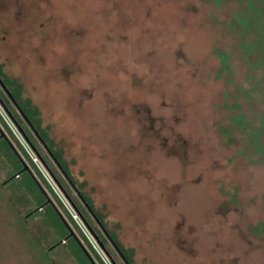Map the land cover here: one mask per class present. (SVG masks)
Instances as JSON below:
<instances>
[{
    "label": "rangeland",
    "instance_id": "obj_1",
    "mask_svg": "<svg viewBox=\"0 0 264 264\" xmlns=\"http://www.w3.org/2000/svg\"><path fill=\"white\" fill-rule=\"evenodd\" d=\"M236 1L0 0L2 79L104 225L0 104V264H264V164L219 132L251 85Z\"/></svg>",
    "mask_w": 264,
    "mask_h": 264
},
{
    "label": "trees",
    "instance_id": "obj_2",
    "mask_svg": "<svg viewBox=\"0 0 264 264\" xmlns=\"http://www.w3.org/2000/svg\"><path fill=\"white\" fill-rule=\"evenodd\" d=\"M218 1L219 0H216V3H218ZM236 3L239 8L233 11L230 20H228L226 24L228 26V30L233 31L237 38V48L241 51L239 57L241 61H243L246 65V72L244 78L246 79V81L250 79L251 81H249L251 85L247 87L246 90L241 89V85H237V90L232 95V103L227 104L226 102H224V107L226 109H236L237 113H233L231 116H229L228 126L226 127V129L220 130L219 132L222 133L224 136L231 138L229 137L230 131L232 129L237 130L240 134V140L243 143V147H241L240 154L246 156V154L248 153V156L246 157L249 158L251 156H256V159H258L256 161L264 164V111L254 112L253 116L251 113L247 115L242 111V106L244 105V103H247L249 100H255L252 97L255 93H259V98H256V100L261 101L264 105V89H262V87H264V0H237ZM215 53L219 59L218 72H230V70L233 71L231 63L228 60L229 52L216 51ZM256 71H259V76H255ZM1 74L2 73L0 72V79L2 80L4 86L12 94L14 101L22 109L24 114L29 118L30 122L33 125V128L37 130L28 112L22 107V105H20L19 101L16 99L14 91H12L5 84ZM226 81L227 83H232V80L230 78H227ZM229 96H231L229 93H225L224 98H227ZM239 96L244 99L246 98L243 103L239 102ZM10 102H12V100L9 98V96H7V94L4 98L0 97V104L5 108L6 111L9 110L12 113V110L10 109ZM249 117H251V119H249ZM20 120L25 123V120L21 116ZM13 122L15 123V121ZM15 125L17 124L15 123ZM39 136L42 138V140H40L41 143L46 147V141L44 137L40 134ZM23 137L29 144V146L32 149L36 150L32 138L26 133H24ZM229 142H231V139H229ZM46 151L49 153L50 157L58 167L59 171L63 174L64 178L68 181L80 202L77 204V202L69 196L72 204L78 210H80L79 205H81L85 209V211L88 212L90 216H92L97 227L101 230L104 229V225L102 224L100 218L94 212L91 204L88 202L85 196L81 193V191H79L75 183L72 181L70 175L56 156V153H54L48 146L46 147ZM53 175L58 185H60V187L65 193L66 190L62 186L60 180L54 173ZM81 217L84 220V214ZM262 228L264 229V222L261 224V226H259V229ZM103 232V236H105V238L109 240L113 247L117 249L118 246L116 242L111 239L109 233L107 231ZM120 256L126 263V257L121 254Z\"/></svg>",
    "mask_w": 264,
    "mask_h": 264
},
{
    "label": "water",
    "instance_id": "obj_3",
    "mask_svg": "<svg viewBox=\"0 0 264 264\" xmlns=\"http://www.w3.org/2000/svg\"><path fill=\"white\" fill-rule=\"evenodd\" d=\"M0 86L2 87V89L4 90V92L7 94V96H9V98L12 100V102L15 104L17 110L19 111V113L22 115L23 119L27 122V124L29 125V127L33 130L34 134L38 137L39 140H42V138L39 136L38 132L33 128L32 123L30 122L29 118L24 114V112L22 111V109L17 105V103L14 101L12 94L7 90V88L4 86L2 80L0 79ZM4 108V107H3ZM18 126V125H17ZM19 128V126L17 127ZM20 129V128H19ZM21 134L24 135L23 131H21ZM41 162L43 163L42 159ZM45 166V165H44ZM45 168L47 169V167L45 166ZM48 170V169H47ZM49 172V171H48ZM50 173V172H49ZM55 181V180H54ZM56 182V181H55ZM60 187V185H58ZM60 189L62 190V192L64 193L63 189L60 187ZM65 194V193H64ZM66 196V195H65ZM66 198H68L66 196ZM69 203L72 205V208L77 212L76 207L72 204V202L70 201V199H68ZM93 234V233H92ZM95 236V235H94ZM96 238V237H95ZM107 254V253H106Z\"/></svg>",
    "mask_w": 264,
    "mask_h": 264
},
{
    "label": "flooded vegetation",
    "instance_id": "obj_4",
    "mask_svg": "<svg viewBox=\"0 0 264 264\" xmlns=\"http://www.w3.org/2000/svg\"><path fill=\"white\" fill-rule=\"evenodd\" d=\"M15 108H16V106H14ZM5 109V108H4ZM17 111V112H16ZM16 111L15 112H13L12 111V113L11 112H9L8 114H9V117L10 118H13L12 120L13 121H15V123L19 126V128L21 129V131H23V133H25L24 132V129L22 130V128L20 127V123H22V121L20 120V116L22 117V115L19 113V111L17 110V108H16ZM11 113V114H10ZM15 113V114H14ZM23 118V117H22ZM18 122V123H17ZM25 123H26V121H25ZM23 124V123H22ZM27 124V123H26ZM27 126H28V124H27ZM28 128L29 129H31L29 126H28ZM32 130V129H31ZM34 133V132H33ZM43 145V144H42ZM43 147L45 148V150H46V147L43 145ZM36 149V148H35ZM48 153V152H47ZM49 154V153H48ZM50 156V155H49ZM41 159H42V157H41ZM42 161H43V164L47 167V169H48V171L50 172V174L53 176V178H54V180L56 181V179H55V177H54V175H53V172H51L50 171V169L48 168V166L45 164V161L42 159ZM57 182V181H56ZM58 184V183H57ZM89 230H92L91 228H89ZM92 232V231H91ZM93 233V232H92Z\"/></svg>",
    "mask_w": 264,
    "mask_h": 264
}]
</instances>
